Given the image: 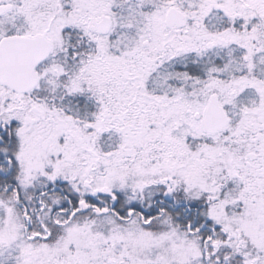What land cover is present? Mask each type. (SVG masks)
<instances>
[{"label": "snow or ice", "instance_id": "6c2138e0", "mask_svg": "<svg viewBox=\"0 0 264 264\" xmlns=\"http://www.w3.org/2000/svg\"><path fill=\"white\" fill-rule=\"evenodd\" d=\"M0 264H264V0H0Z\"/></svg>", "mask_w": 264, "mask_h": 264}]
</instances>
